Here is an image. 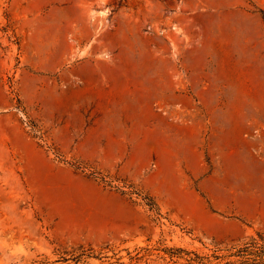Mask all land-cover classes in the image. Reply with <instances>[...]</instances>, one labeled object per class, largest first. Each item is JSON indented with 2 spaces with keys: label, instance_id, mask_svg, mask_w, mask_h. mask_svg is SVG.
<instances>
[{
  "label": "rangeland",
  "instance_id": "1",
  "mask_svg": "<svg viewBox=\"0 0 264 264\" xmlns=\"http://www.w3.org/2000/svg\"><path fill=\"white\" fill-rule=\"evenodd\" d=\"M257 232L264 0H0V264H224Z\"/></svg>",
  "mask_w": 264,
  "mask_h": 264
},
{
  "label": "trees",
  "instance_id": "2",
  "mask_svg": "<svg viewBox=\"0 0 264 264\" xmlns=\"http://www.w3.org/2000/svg\"><path fill=\"white\" fill-rule=\"evenodd\" d=\"M150 209L158 210L154 202L148 204ZM91 248L79 247L77 250H72L71 255L73 260L79 261L82 258L89 257ZM227 253L223 256L214 255L215 259H227L224 264H264V232H257L255 236L250 237L239 246L230 247L226 249ZM67 254L68 252H64ZM196 264H205L202 262L203 258L196 256ZM62 260L66 261L68 258L62 256Z\"/></svg>",
  "mask_w": 264,
  "mask_h": 264
}]
</instances>
